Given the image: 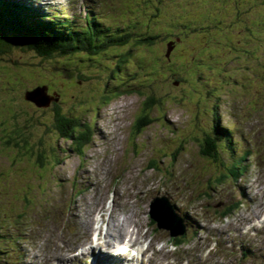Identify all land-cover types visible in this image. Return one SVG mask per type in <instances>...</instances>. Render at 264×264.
<instances>
[{
  "label": "rangeland",
  "instance_id": "rangeland-1",
  "mask_svg": "<svg viewBox=\"0 0 264 264\" xmlns=\"http://www.w3.org/2000/svg\"><path fill=\"white\" fill-rule=\"evenodd\" d=\"M36 4L76 26L91 13L109 38L127 42L88 57L44 59L16 48L0 60V264H122L76 254L79 246L91 251L98 229L118 235L111 247L128 232L149 243L137 264H264V230L255 237L239 227L259 207L254 184L264 185V0ZM146 33L160 40L139 45ZM178 35L169 58L167 42ZM44 84L57 102L24 97ZM149 96L158 99L152 106ZM58 114L68 133L82 120L79 133L90 141L58 129ZM146 116L152 121L138 128ZM217 116L236 148H224V166L201 148ZM232 168H241L238 179ZM155 196L184 213L183 240L151 221ZM130 214L132 225L121 220ZM242 249L251 253L241 258Z\"/></svg>",
  "mask_w": 264,
  "mask_h": 264
},
{
  "label": "trees",
  "instance_id": "trees-1",
  "mask_svg": "<svg viewBox=\"0 0 264 264\" xmlns=\"http://www.w3.org/2000/svg\"><path fill=\"white\" fill-rule=\"evenodd\" d=\"M34 1L36 2L0 0V60L7 58L16 48L28 50L44 59L64 58L74 54L88 57L89 55L101 54L112 47L111 45L119 46L127 42L126 35H124V38H109L108 26L99 24L98 21L100 20L92 16L91 13H87L88 16L85 18L88 21L86 26H76L72 22V17L62 14L59 10L46 7L45 13H42L41 6L36 4L37 0ZM137 40V43L141 46H151L160 40V36L156 33H146ZM181 40L182 38L178 35L171 41H174L176 47ZM169 42H167V50ZM169 58H171V55ZM157 100L156 97L149 96L146 104L152 106ZM60 118L61 114H58L56 126L58 129H62L64 134H68L72 139L79 134L84 136L82 139L84 143L90 141L86 137V133H79L78 128L83 125L82 120L78 119L77 126H74L71 133H68L63 130L64 126L59 122ZM216 120L218 125H214V134H210L204 139L201 147L202 154L210 156L216 161L220 160L224 166L225 163L222 161L224 148L227 149L231 146V150L236 151L233 146L234 135L231 128L220 124V116H217ZM150 121L152 119L148 116L140 118L138 128L146 126ZM248 155L247 152L243 154L242 160H246ZM39 160L44 161L43 153L39 155ZM239 169H229V173L238 178ZM224 176H220L218 181H223ZM235 207L236 204L231 205V207L224 209L222 213L224 212V216H226ZM183 238L182 236L181 239L183 240Z\"/></svg>",
  "mask_w": 264,
  "mask_h": 264
},
{
  "label": "water",
  "instance_id": "water-1",
  "mask_svg": "<svg viewBox=\"0 0 264 264\" xmlns=\"http://www.w3.org/2000/svg\"><path fill=\"white\" fill-rule=\"evenodd\" d=\"M174 47V41H170L167 50L168 57ZM24 97L42 107L50 106L52 101H58L57 97L48 92L47 85H39L27 90ZM150 206L149 216L157 222L160 229H169L172 236L181 235L185 232L186 226H184L183 218L175 212L169 199L157 196L152 200Z\"/></svg>",
  "mask_w": 264,
  "mask_h": 264
},
{
  "label": "bare ground",
  "instance_id": "bare-ground-1",
  "mask_svg": "<svg viewBox=\"0 0 264 264\" xmlns=\"http://www.w3.org/2000/svg\"><path fill=\"white\" fill-rule=\"evenodd\" d=\"M125 34H128V31H127V33H125ZM144 35H146V34H144ZM144 35H142V36H144ZM156 44V43H155ZM111 46H113V45H111ZM44 85H46V84H44ZM27 90H29V89H27ZM26 90V91H27ZM25 91V92H26ZM25 92H24V94H25ZM56 93L57 92H55V95L54 96H56ZM57 97V96H56ZM246 139H248V140H250V138L248 137V136H246ZM216 158V157H215ZM240 160L241 161H244V160H242V157L240 158ZM241 169V168H240ZM194 175V174H193ZM203 177H205V176H203ZM220 177H218V179H219ZM238 178H239V176H238ZM237 178V179H238ZM191 179V178H190ZM221 182V181H220ZM195 184V183H194ZM202 184V183H201ZM254 185H256V187L258 186V190L256 191V192H254L253 193V196H255L256 194L258 195V200H257V203H258V206L259 207H256L254 210H252L254 213H255V215L253 216V214L251 213V211L248 213V214H246L245 216H242L241 217V223L239 224V227H240V230H244V229H246V228H248V231H249V234H251L250 232H252V230L255 232V237H257V233L260 231V230H264V228H262L263 227V225H261L263 222H264V187L258 182V184H254ZM199 186V185H198ZM202 188V187H201ZM204 189V188H203ZM156 190V189H155ZM184 193V192H183ZM191 193V192H190ZM207 193H208V191H207ZM249 193H250V190H249ZM192 194V193H191ZM234 194V193H233ZM187 195V194H186ZM202 196H204V195H202ZM253 196H250V198L251 199H253L252 197ZM261 197H263V200L262 201H259L260 200V198ZM214 198V197H213ZM240 198V197H239ZM243 198H245V196L244 197H241L240 198V202H236L237 203V205L239 204V203H241V202H243L244 201V199ZM232 199V198H231ZM260 202V203H259ZM236 203H233V204H230L229 205V207H231V205H235ZM178 204V203H177ZM212 204V203H211ZM212 210V209H211ZM175 212L177 213V214H179L180 216L183 214L182 212H180L179 210H177V209H175ZM247 213V212H246ZM201 213H199V215H200ZM244 215V214H243ZM90 218H91V215H90ZM131 219H132V214H130V215H127L125 218H122L121 220L122 221H124V223H126V224H130V225H132L133 223H134V221H131ZM255 220H257V222L256 223H254V221ZM83 221V220H82ZM136 227V226H135ZM134 227V228H135ZM98 229V228H97ZM124 230V229H123ZM126 230V229H125ZM186 231H187V227H186V229H185V232L184 233H182L181 235H180V237H182V236H185L184 234L186 233ZM126 232V231H125ZM197 233V232H196ZM198 233H199V231H198ZM118 234H119V232H118ZM99 235V234H98ZM100 243H98V245L99 244H102V243H104V242H106V241H104L103 239H102V237L100 236ZM134 241H136L135 240V238H132ZM131 241V240H130ZM88 253H92V254H94V255H96L95 257L97 258V259H99V260H105V259H107V260H112V256H109V255H107V254H105L104 252H103V250H100L99 252H96L95 250H92V252H88ZM73 260V258L72 257H69V258H66V261H72ZM49 262V261H48ZM220 263H221V261H220ZM173 264H174V262H173ZM223 264V263H222Z\"/></svg>",
  "mask_w": 264,
  "mask_h": 264
}]
</instances>
